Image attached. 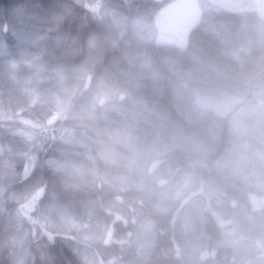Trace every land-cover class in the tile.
<instances>
[{"label": "rangeland", "instance_id": "obj_1", "mask_svg": "<svg viewBox=\"0 0 264 264\" xmlns=\"http://www.w3.org/2000/svg\"><path fill=\"white\" fill-rule=\"evenodd\" d=\"M73 1L84 3L93 15L95 11L100 37L90 42L86 61L66 68L62 75L61 82L68 88L62 93L70 88L81 92L69 113L51 114L38 128L29 126L24 145L15 147L0 140L5 169L10 171L7 180L17 183L18 172L26 175L31 170L38 154L31 147L36 144L42 157L49 154L45 161L56 173L48 192L38 190L19 197L24 222L12 220L4 238L6 245L17 251L27 231L34 237V216L38 225L47 227L46 239L60 248L67 245L82 264H143L155 244L153 217L169 214L170 239L183 264H264V235L241 231L235 218L249 214L252 207L260 210L252 205L247 191L264 189L260 174L264 145H258L257 136L247 132L249 128L241 131L240 120L252 116L253 95L264 96V0H232L237 6L229 5L228 0H168L159 8L156 0ZM245 3L263 9L258 20L231 17L221 9L227 6L237 14ZM34 5L39 8L38 3ZM199 20L222 52L233 58L237 69L233 76L232 71L222 70L209 76L214 84L218 81L216 91L202 94V110L217 119L212 121L215 127L210 137L191 144L167 136L161 128L152 133L140 129L136 135L133 127L123 123L108 128L111 112L144 102L135 81L144 76L135 68L120 66L114 57L101 71H93L99 46H113V53L121 59L153 54L158 52L154 41L167 35L172 45L177 39L184 42ZM34 24L49 25L37 20ZM53 28H49L53 31L47 45L65 65L69 56L61 44L63 36ZM115 46L120 50L115 51ZM86 75L91 87L82 89L80 81ZM174 87L168 84L156 104L170 102L168 91L175 93ZM123 92L127 95L124 100L120 97ZM85 135L92 137L88 143ZM83 151L84 161H79ZM97 180L111 191H122L121 195L110 199L103 190L91 198L84 188ZM121 214L126 217L118 225L116 217ZM111 243H117L119 249L113 250ZM19 255L14 252L12 259Z\"/></svg>", "mask_w": 264, "mask_h": 264}, {"label": "trees", "instance_id": "obj_2", "mask_svg": "<svg viewBox=\"0 0 264 264\" xmlns=\"http://www.w3.org/2000/svg\"><path fill=\"white\" fill-rule=\"evenodd\" d=\"M166 1L168 0H156V8L161 7ZM228 1L229 5L237 6L232 0ZM34 3H38L39 8ZM244 8L237 14L232 13L227 6L221 9L224 10V14L229 13L231 17L233 15L240 19L248 16L259 18L263 11L246 3ZM89 10L84 3H76L73 0H0V140L13 143L15 147L21 143L24 145V132L29 126L38 128L51 114L67 115L71 107L75 106L81 92L70 88L65 94L62 93L66 86L61 79L66 68L78 67L86 61V54L88 55L91 50L90 42L95 43L97 36L100 37L101 24L94 16L95 11H92L93 15ZM40 18L45 20L42 21ZM36 20L39 24L47 21L49 25L39 27L38 24H34ZM201 25L202 21L199 20L190 27L184 42L177 39L178 41L172 45L167 40V35L157 40L158 43L154 41L153 45L158 52L153 50V54L132 55L130 58L121 59L113 53V46L108 44L99 46L97 53L100 56L92 63L93 71H101L109 64L111 57H114L120 62V66H127L126 69L135 68L137 73H142L141 77L144 76L143 79L137 77L135 80L139 84L136 90L143 96L144 104L141 102L138 107L131 108L125 105L122 110H114L110 114L112 121L108 123V128L116 129L123 123L133 127L135 135L140 129H148V133H152L150 131L154 128H161L164 133L167 132V136H174L177 140L189 141L191 144H200V141H206L210 137L215 127L212 121L217 119L202 110L204 100L202 94L216 91L218 81L215 80V75H212L217 83L214 84L209 76L219 70L228 73L232 71L233 76L237 69L233 58L222 52L210 32ZM53 26L55 27L53 29L63 36L64 42L61 44L69 56L68 60L64 61L65 65L60 63L61 59H55L57 57L47 45L53 31L49 28ZM96 44L100 45L99 42ZM114 49L120 50L117 46ZM198 60H201L200 63ZM203 64L206 66H202ZM208 64L210 66L207 67ZM208 69L210 71H207ZM258 78L260 79L259 75ZM91 83L88 75L80 81L82 89L90 88ZM170 83L174 84L176 92L168 91L172 100L162 102L163 105L160 107L156 104L157 96L164 94ZM120 95L123 100L127 97L125 92ZM252 100L253 107L250 109L252 116L241 118L243 125L241 126L242 123L239 125L241 131L244 127L249 128L247 132L257 136L258 145H264V96L255 94ZM236 118L239 119L238 116ZM89 138L92 137L85 135L87 143ZM34 147L38 152L35 155V164L26 175H23L22 171L17 173V183L11 182L12 178L7 180L10 171L5 169L6 157L0 153V264H17L18 261L21 264H82L67 245L62 244L61 247H64L60 248L51 244L44 236L47 227L38 225L34 216L32 218L36 227L34 237L31 231H27L17 250L20 254L17 258L12 259L13 253L17 254V251L9 249L4 242L12 228L10 226L12 220L17 223L24 222L23 213L18 206L19 197L26 198L38 190L45 189L48 192L56 176L50 162L45 161L50 157L49 154L42 157L37 144L31 148ZM83 154L84 151L80 152L79 161H84ZM260 162L262 164L260 174L261 178H264V156ZM155 163L156 161L152 164ZM95 182V185L84 188L85 193L91 198H96L103 190L108 192L110 199H116L122 193L120 190L111 191L99 180ZM11 183L14 185L11 186ZM247 196L252 205L260 207V210L252 207V212L245 216L237 214L235 218L238 228L254 236L264 235V189L247 191ZM125 217V214L117 215L115 222L119 225ZM153 218L156 222L155 244L143 264H183L177 247L170 239L172 233L170 215L159 214ZM39 237H44L45 241H36L35 238ZM110 245L113 250L119 249L117 243Z\"/></svg>", "mask_w": 264, "mask_h": 264}, {"label": "water", "instance_id": "obj_3", "mask_svg": "<svg viewBox=\"0 0 264 264\" xmlns=\"http://www.w3.org/2000/svg\"><path fill=\"white\" fill-rule=\"evenodd\" d=\"M53 119H54V117H53V118H51L50 122H51V121H53ZM50 122H49V124H50Z\"/></svg>", "mask_w": 264, "mask_h": 264}]
</instances>
